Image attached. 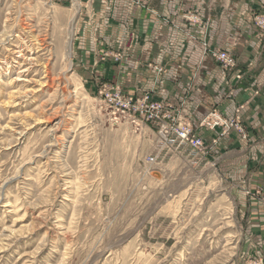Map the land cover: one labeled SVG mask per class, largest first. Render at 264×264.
Here are the masks:
<instances>
[{
  "label": "rangeland",
  "instance_id": "rangeland-1",
  "mask_svg": "<svg viewBox=\"0 0 264 264\" xmlns=\"http://www.w3.org/2000/svg\"><path fill=\"white\" fill-rule=\"evenodd\" d=\"M78 3L0 0V264H244L214 164L100 109Z\"/></svg>",
  "mask_w": 264,
  "mask_h": 264
},
{
  "label": "crops",
  "instance_id": "crops-1",
  "mask_svg": "<svg viewBox=\"0 0 264 264\" xmlns=\"http://www.w3.org/2000/svg\"><path fill=\"white\" fill-rule=\"evenodd\" d=\"M77 1L76 64L90 91L118 84L181 111L211 148L208 162L230 191L242 226V259L264 256V32L253 22L264 0H150L147 7ZM204 42L235 54L237 68L224 70ZM105 52L122 58L102 59ZM214 109L239 118L246 136L201 127Z\"/></svg>",
  "mask_w": 264,
  "mask_h": 264
},
{
  "label": "built area",
  "instance_id": "built-area-1",
  "mask_svg": "<svg viewBox=\"0 0 264 264\" xmlns=\"http://www.w3.org/2000/svg\"><path fill=\"white\" fill-rule=\"evenodd\" d=\"M131 1L147 7L150 0ZM188 19L192 22L198 21L196 16H189ZM253 22L260 31L264 32V11L254 13ZM204 48L224 70L233 71L237 68L238 61L235 54L226 50L210 49L207 42H204ZM107 57H113V54L106 53L102 59ZM113 58L116 62L121 60L116 55ZM97 95L100 109L106 112L113 121L124 120L137 129L146 126L155 131L157 150L160 152L187 148L190 156L208 161L211 148L199 136L192 122L173 106L159 102L149 94L138 96L128 94L118 84H102ZM200 126L210 130L220 129L222 136L227 135L232 129L246 136L239 118L229 120L217 109L209 112L201 121ZM156 158L151 156L150 163H155ZM244 264H264V256H247Z\"/></svg>",
  "mask_w": 264,
  "mask_h": 264
}]
</instances>
